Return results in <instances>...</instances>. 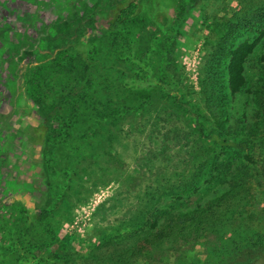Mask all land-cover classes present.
Masks as SVG:
<instances>
[{
    "label": "rangeland",
    "instance_id": "rangeland-1",
    "mask_svg": "<svg viewBox=\"0 0 264 264\" xmlns=\"http://www.w3.org/2000/svg\"><path fill=\"white\" fill-rule=\"evenodd\" d=\"M43 1L45 3L40 8L43 23L48 24L54 16L66 13L69 15L68 21L43 32L41 25H34L31 21L27 23L33 7L29 3L24 0H0V29L6 21L10 23L5 24L10 29L3 31L0 36V96L3 99L0 109L7 111L14 105L22 112L19 113L22 117L20 128L17 125L0 128V264H52L32 241L22 244L15 241L28 215L32 222V239L47 245L53 238L60 241L61 237H70L73 241L69 245L64 244L66 251L73 254L68 264H87L92 260L93 252L99 253L103 246L123 242L135 232L146 229L150 220L158 219L161 222L170 214L192 210L227 191L231 171L242 163H248L244 153L216 149L212 168L193 188L179 196L167 195L154 203H145L149 196L145 195L148 188L145 190L147 181L144 177H148V173L169 171L170 166L187 176L191 173L189 169L180 167L179 160L186 156L187 150L193 145L191 140L196 139L195 134L189 133L192 128L187 120L188 113L175 105L172 99L162 97V86L159 85L166 84L171 93H180L193 109L197 106L205 108L203 99L208 100L209 106H222L229 133L246 139L248 130L254 127L256 120L252 93L264 71V37L259 38V32L255 31L243 33L237 38L235 46L245 40L257 43L244 63L246 86L232 96L228 89L229 59L220 60L210 44H205V40L213 38L208 26L218 18H227L240 10L245 5L243 0H204L194 7L192 0H140L139 14L125 25L124 30L118 28L114 31L109 30L106 11L101 9L92 26L95 31L90 33L92 36L83 37V41H90L92 55L103 49L112 52L122 67L121 71L115 70L110 74L105 70L102 74L103 83L116 86L123 95H131L136 107L146 105L149 112L145 113L147 117L159 118L148 123L147 118H142L141 111L136 112L132 119L135 131L131 132V136L119 137L113 143L114 153L118 156L117 163L103 164L104 170L109 173L105 179L111 180L110 185L98 187L88 198L84 196L78 201L73 199L71 218L63 219L60 222L62 234L58 232L57 236H53L52 228L56 231L53 220L33 218L39 214L36 204L46 190L50 195L62 192L63 185L58 177L69 168L72 152L79 146L81 139L101 119L89 109L86 99H60L56 88L59 79L57 72L70 62V57L68 51L58 54L54 47L58 46V50H62L75 44L76 38L70 37L69 40L68 35L77 32V12L81 13L82 7L91 9L100 0H81L75 5L76 13L71 10L69 3L63 2L65 0ZM159 11H164L169 18L166 26L154 18ZM40 30L42 35L37 47L40 49L37 50L38 55L25 57L21 68L25 71L17 80L11 75L10 66L6 63L2 66L1 57L9 53L7 43H20L26 36L30 39L25 42H34ZM67 40L70 46L66 45ZM120 40L131 41L132 51H126ZM172 46L176 51L179 82L164 72L166 55ZM51 47L56 58L41 64L51 54ZM43 123L60 129L48 131L45 146L34 143L31 137V128ZM258 133L264 136V126ZM260 134L256 137L252 155L259 163V171L264 166V139L261 140ZM22 139L27 141L24 140L28 143L27 148L29 145L25 159L22 156L26 161L23 167L19 165V152L15 145ZM164 141L170 144V148H164ZM163 148L165 152L159 154ZM143 155L154 162L151 172L145 170L148 167L144 166L143 161H139ZM163 159L167 162L164 163ZM165 164L166 168L163 167ZM97 172L95 179H98ZM168 178L173 184H178L181 177L168 175ZM261 189L257 188L259 192ZM126 190H130L131 194H123ZM114 194L115 197L109 199ZM137 197L143 203L136 201ZM137 202L145 207L133 219V213L129 211ZM17 220L19 225H16ZM135 220L137 224L133 225ZM8 246L15 247V250H9L4 255L2 251ZM200 250L201 245L198 244L196 251ZM250 264H264V258Z\"/></svg>",
    "mask_w": 264,
    "mask_h": 264
},
{
    "label": "trees",
    "instance_id": "trees-1",
    "mask_svg": "<svg viewBox=\"0 0 264 264\" xmlns=\"http://www.w3.org/2000/svg\"><path fill=\"white\" fill-rule=\"evenodd\" d=\"M199 1L204 0H192L193 7ZM243 1L245 5L240 10H236L227 18L217 17V21L208 26L207 29L212 32L213 38L205 40V44H210L220 60L229 59L228 89L232 96L241 92L246 86L244 63L257 43V41L245 40L235 46L237 38L243 33L255 31L259 32V38L264 37V0ZM101 9L106 11L109 30L114 31L118 28L124 30L125 25L139 14L141 5L140 0H100L91 9H87L82 18L77 17V32L68 35V39L76 38L75 44L71 47L67 40L66 45L70 47H64L62 50H58V46L54 47L57 53L68 51V58L70 57V62L57 72L59 79L55 85L60 99L65 101L86 99L89 109L101 116V119L95 122L86 136L81 139L79 146L72 152L69 168L58 177L63 185L62 192L50 195L46 190L42 192L36 204L39 214L33 218L53 220L56 229L55 231L52 228L53 236H57L58 232L62 234L60 222L71 218L70 206L73 204V199L78 201L84 196L88 198L98 187L110 185L111 180L105 179L109 173L104 170L103 164L117 163L118 156L114 153L113 143L119 137L131 136V132L135 131L132 119L136 112L141 111L142 118H147L148 123L155 122L159 118L147 117L146 114L149 112L146 105H142L141 108L136 107L131 95H123L116 86L103 83L102 74L105 70L110 74L115 70L121 71L122 67L118 65L119 61L112 52L103 49L92 55L90 41H83V37L92 36L86 33V29L92 28L95 16ZM154 18L160 21L162 26L169 23L164 11L157 12ZM119 42H122L126 51H132L131 41ZM54 48L51 47V54L41 64L56 58L53 55ZM262 61L264 63V56ZM178 71L176 51L172 46L166 55L164 72L179 82ZM159 86H162V97L172 99L175 105L188 113L187 120L192 128L189 133L195 134L196 139L191 140L193 145L187 150L186 156L179 160L180 167L183 166L184 169L191 171L188 176L172 166L169 171L161 170L160 173L153 174L152 159L146 157L147 155L139 159L143 161L145 167H148L145 170L151 172L148 173L150 174L148 177H144L147 181L145 190L148 188L145 195L149 196L145 203H154L167 195L179 196L193 188L212 168L215 162L213 152L216 149L237 154L244 153L248 164L242 163L231 171L232 177L228 182V189L219 197L192 210L170 214L161 222L158 219L150 220L146 229L135 232L123 242L103 246V250L99 253L93 252L92 260L87 264H250L259 258L263 259L264 166L260 171L257 170L259 163L252 155L256 147V137L260 134L258 130L264 126V71L253 88L256 120L254 127L248 130L246 139L229 133L225 125L226 119L223 118L222 106L213 104L209 106L208 100L203 99L205 108L197 106L193 109L190 102L180 93H171L166 84ZM46 118L48 119V113ZM55 127L43 123L31 128L33 142L45 146L48 131L60 130ZM260 137L261 140L264 139L262 133ZM163 144L166 145L164 148H170L167 141ZM164 148L159 154L165 152ZM163 161L167 162L166 159ZM166 166L163 165L165 168ZM96 172L98 179H95ZM168 175L180 176L178 184H173ZM258 187H262L260 192L257 190ZM123 194L129 195L131 191L126 190ZM115 195L109 199L114 198ZM136 201L143 203L140 197H137ZM132 202L129 204L131 205ZM138 202L129 211L133 213V219L145 207ZM30 218L28 215L15 241L19 244L32 241L45 253L46 259L52 264H68L73 254L66 251L65 245H69L73 239L64 236L57 241L53 238L52 243L47 245L34 240L30 234V223H32ZM17 221L16 225H19L20 222ZM132 224H137V220ZM198 244L201 245L200 252L196 251ZM13 248L8 246L2 253L5 255L7 251L15 250Z\"/></svg>",
    "mask_w": 264,
    "mask_h": 264
},
{
    "label": "flooded vegetation",
    "instance_id": "flooded-vegetation-1",
    "mask_svg": "<svg viewBox=\"0 0 264 264\" xmlns=\"http://www.w3.org/2000/svg\"><path fill=\"white\" fill-rule=\"evenodd\" d=\"M26 1L27 3H29L31 6V10H30V13H29V17L27 19V23L30 24V21L35 24H38V25H41L43 28V32H47V29L51 28L52 26H57L58 23H64V22H67L68 21V16L69 15H59L58 17L54 16L52 18V20H50L48 22V24L46 23H43V21L41 20V15H40V8L42 6V4L45 3V1L43 0H24ZM81 0H65L63 2H66V3H69L70 4V7H71V10L74 11L75 13L77 12V7H75L76 4L80 3ZM77 6V5H76ZM84 7H82V11L81 13H78L77 12V15L79 14V16L77 17H83L85 12L87 11L88 8L86 9H83ZM39 14V15H38ZM5 24H10L8 21H6L3 26L1 27L0 29V36H1V33L5 30H9L10 27L9 25H5ZM83 24V22H82ZM92 31H95L94 28H87L86 29V33L89 35L90 33H92ZM39 35L35 36V41L34 42H25V40H29L30 38L28 36L24 37V41L20 42H16V43H12V42H8L7 43V46H8V49H9V53L7 54V56H3L1 57V62L3 63L2 66H4V64L6 63L7 66L11 67L10 68V72H11V75L13 77H15L17 80H19L20 78V75L22 73H24V71L21 70V68L24 66V62H25V57H36L38 54H37V47L39 46V43L41 42L40 38H41V35H42V31L40 30ZM40 50V49H39ZM40 53V52H39ZM9 70H8V74L10 73ZM2 97L0 96V103L2 101ZM19 113H22L19 108H16L14 105H11L9 110L7 111H2L0 109V128L2 127H6L9 125H17V128H20V122L19 121L21 120V115ZM40 125V124H39ZM39 125H36L34 127H37ZM24 138V137H23ZM25 140V139H24ZM24 140L22 139V141L18 142L16 144L15 142V145L16 147L18 148V154H17V158L20 160L19 161V165L20 166H26V161L24 160L25 159V154H26V150L29 148V145H28V148H27V145L28 143L24 142ZM16 141V140H15ZM15 153V151H14ZM8 153L6 152V155ZM23 156V158H22ZM9 158V157H8Z\"/></svg>",
    "mask_w": 264,
    "mask_h": 264
}]
</instances>
